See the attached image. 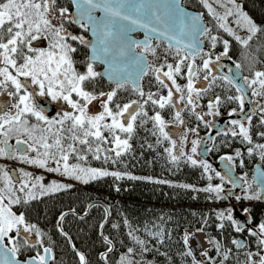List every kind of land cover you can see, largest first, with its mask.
Here are the masks:
<instances>
[{
	"label": "snow or ice",
	"instance_id": "6c2138e0",
	"mask_svg": "<svg viewBox=\"0 0 264 264\" xmlns=\"http://www.w3.org/2000/svg\"><path fill=\"white\" fill-rule=\"evenodd\" d=\"M216 2L225 7L223 14L216 12L208 0H200L209 15L217 21V28L242 46L245 50L242 55L247 56L246 50L250 47V42L264 28L258 26L236 0H227V4L223 0ZM70 3L76 6L75 14L68 7L59 4L58 0H0V95L10 98V101L0 102V157L18 160L84 184L105 177H112L117 181L125 177L137 180L140 178L119 170L91 167L89 160L99 161L102 165L123 164L122 157L132 151L131 141L138 135V130H143L155 138V146L162 148L160 154L166 155L171 164L178 168L183 160L193 167H199L202 175L209 181L206 187L200 189L192 185L179 187L215 194L216 200L226 199V196L220 195L224 191L223 185L210 183L213 179L210 173L215 171L212 165L207 160L194 158L202 141L191 140V154L185 148L190 134L199 135L201 124L205 128L212 126L206 116H220L223 103L238 102L240 112H244L246 88L251 90L253 97L258 98L254 103L259 111V124L264 127V103L261 102L264 101V70L251 69L250 76L245 77H240L238 73L235 78L227 75L220 77L227 84L235 86L236 91L241 94L225 96L223 99L215 95L202 106L200 101L216 85L214 68L220 66L222 59L232 58L229 56L230 41L219 35H212V29L200 24L199 15L189 16L179 7L178 0H70ZM170 4H174L173 11L180 14L181 32L184 27L190 26L196 39L175 49L169 44L161 59L156 51L159 45L154 47L152 40L156 36L167 35L156 23L161 20L158 14L160 6ZM228 4L233 5L235 11L227 7ZM97 10L103 14L101 17L93 15ZM229 17H235V24L246 29V36L237 34L236 29L229 25ZM117 20L126 23L117 25ZM72 24H79L85 32L91 28L94 40L72 34L67 26ZM137 29L144 30L143 41L132 38L131 33ZM116 36L123 42L119 56L127 55L129 50L140 49L133 59L136 68L134 74L126 73L123 68L118 70L114 65L115 57L109 60L112 49L108 38ZM201 37L207 38L209 42L207 51L202 47ZM73 42L90 49V54L83 61L74 58L78 46H74ZM42 44L45 46L42 47ZM218 44L223 45V51L217 54L214 50ZM149 55L160 62H149ZM197 57L200 58V64L196 63ZM97 62L107 65L104 72L96 70ZM78 64L83 67V71L77 67ZM241 67L240 63H235L237 70ZM145 76L150 77L147 91L141 84ZM105 78L114 84L108 91L99 88L100 82ZM239 79L243 80V84L236 83ZM128 85H131V92L136 99L123 101L119 93L127 91ZM37 98L63 102L64 110L50 118L37 103ZM202 107H206L207 111H198ZM236 114L235 108L227 113L229 117ZM186 117L194 118L199 123L189 128ZM33 118L35 122H32ZM244 119L247 123L231 119L232 127L224 135L227 136L230 132L233 138L239 137L241 143L249 145L246 149L249 156L259 150L260 158L264 160V143L253 142L252 115H245ZM172 128H178L179 131L174 135ZM256 135L264 139V131H259ZM13 138L15 145L10 146L9 141ZM208 138L214 140L210 133ZM147 147L153 149L154 145L147 144ZM235 157H242L240 149H236ZM220 159L231 162L234 157L222 156ZM243 164L241 158L240 166L243 167ZM215 176L222 182L225 180V176L218 171ZM260 176L264 178V172ZM151 182L168 183L163 180ZM229 182L233 187L238 186L231 179ZM253 182H256L255 177ZM0 183V264H55L56 255L51 237L37 224L30 222L24 211L17 213L13 207L25 208L31 201L67 190L72 185L57 181L46 184L43 176L23 169L19 170V175L14 179L3 166H0ZM259 187L260 191L251 193L249 185L244 196L235 197L237 203L244 200H264V179ZM115 190L120 189L117 187ZM209 199H212L211 195ZM250 211L247 207H229L215 215L217 220H226L230 226H234L236 233H246L255 238L254 250L243 239L231 240L237 251L248 249L243 253V262L237 260V264H264V221L251 227ZM236 212L244 217V223L235 217ZM105 213L106 217L110 214L107 209ZM67 215L68 213H62L59 216L57 230L71 245L78 264H91L86 255L76 249L72 237L62 227ZM104 223H107V219ZM104 223L99 225L101 230ZM127 223L125 220V224ZM206 224L205 218L203 225ZM203 225L196 229L197 233L204 232ZM112 227L118 228L119 225L113 224ZM218 227L224 229L225 224L221 222ZM136 231L129 226L127 236L131 246L118 241L120 247L124 248L123 252L101 231L106 250L100 253L99 260L103 264H109L112 259L110 254L116 253L118 258L113 264H154L146 257L149 252L158 249L149 247V242L136 235ZM147 234L163 243L160 232L148 231ZM190 241L197 247L200 246L195 233L185 232L184 255L191 257V264H228L230 261L233 249L224 248L214 238L207 239L206 243L213 246L215 256H210L209 250L205 249L199 253L204 257L203 260L196 258ZM23 251L33 254L21 260L19 257Z\"/></svg>",
	"mask_w": 264,
	"mask_h": 264
},
{
	"label": "trees",
	"instance_id": "16d2710c",
	"mask_svg": "<svg viewBox=\"0 0 264 264\" xmlns=\"http://www.w3.org/2000/svg\"><path fill=\"white\" fill-rule=\"evenodd\" d=\"M58 3L71 8L67 0H58ZM188 8L201 10L198 0H182ZM243 7L250 18L261 28H264V0H241ZM68 30L74 35H83L85 32L79 26L67 25ZM152 44L156 48L157 54L163 59L168 46L160 41L153 40ZM74 46H78L73 42ZM174 49V48H173ZM140 50V49H138ZM247 56L241 58L242 69L250 74L251 69L264 70V31L250 42V47L246 50ZM87 56L84 46H78V52L74 54L77 61H83ZM151 63L158 64L160 61L152 56H148ZM172 57H169L171 62ZM82 71V66L77 65ZM99 68V65H95ZM150 77L145 76L141 81L145 90H149ZM114 86L109 85L104 80L99 84V88L108 91ZM127 91L119 93L123 101L136 99L131 92V86H127ZM154 90V89H153ZM230 107H228L229 109ZM34 122V121H33ZM194 122L193 120L191 121ZM131 153L122 157L123 164L112 166L102 165L101 162L89 160L91 167H105L109 170H119L132 176L139 177L137 180H130L126 177L122 180H115L112 177H105L88 184L72 185L67 190L44 196L38 200L31 201L25 208L14 206L13 210L19 213L24 211L26 218L38 225L48 236L51 237L53 250L56 255L55 264H78V258L73 252L69 242L60 235L57 230V221L62 213H68L62 222V227L72 237V243L76 249L83 252L91 264H103L99 260L100 253L106 250L103 244L104 236H108L116 243L120 252L124 248L120 247L118 241H123L131 246V241L127 236L129 226L136 229V235L149 242V247H154L158 251L147 254V259L154 264H191V257L184 255L186 247L183 244L184 229L195 226L200 228L206 218L207 224L204 231L208 239L214 238L219 241L224 248H232L228 264H237V260L243 262L244 252L248 249L237 251L231 244L233 238L243 239L255 249L253 237L246 233H236L234 226H230L228 221H219L216 218V208L213 205L214 195L202 191H192L179 185H192L200 189L207 186L208 180L202 175V169L193 167L181 160L179 167L171 164L166 155H161L162 148L155 146V138L151 137L143 130H138V135L131 141ZM147 144H153L154 148L149 149ZM213 144L215 147H213ZM211 146L210 156L217 159L223 155L234 152L236 149L246 146L240 142V138H233L230 134L219 135ZM141 145H144L141 147ZM244 163L248 167H238L237 171L246 172L249 177L255 162V157H248L243 154ZM144 177L151 178L145 179ZM163 180L168 183H154L151 181ZM119 187V191L115 189ZM212 199H209V196ZM225 199H221L223 202ZM255 204L250 207L251 224L256 227L258 223L264 221V204ZM91 205V207H89ZM105 209L109 211L106 217ZM74 210V211H73ZM83 217V219H81ZM107 219V223H104ZM125 220L128 222L125 224ZM225 224L224 229L218 227L219 223ZM104 223L101 230L99 225ZM119 225L113 228L112 225ZM147 229V231H146ZM160 232L163 243L150 237L147 232ZM48 241H46L47 243ZM165 253L166 255H161ZM33 253L23 251L20 257H26ZM112 259L109 264L118 258L116 253L110 254ZM209 255L215 256V250L211 245ZM219 259V257H217Z\"/></svg>",
	"mask_w": 264,
	"mask_h": 264
},
{
	"label": "water",
	"instance_id": "95a60500",
	"mask_svg": "<svg viewBox=\"0 0 264 264\" xmlns=\"http://www.w3.org/2000/svg\"><path fill=\"white\" fill-rule=\"evenodd\" d=\"M67 1L70 3V0H67ZM178 3H179V7L181 9H183L185 12H187L189 16L199 15L200 16V24L206 26V23L203 19L201 11L195 10L192 8H188L187 6H185L182 3V0H178ZM70 5H71L70 12L75 14L77 11L76 6L71 4V3H70ZM85 7H87V6H85ZM174 8H175L174 4H170L167 6H165V5L160 6V10H159L158 14L161 16V20L159 23H156L155 21H153V22L156 23V26L159 27L161 29V31H165L167 33V35L166 36H156L153 40H160V41L164 42L167 46L169 44H171V45H173V48L175 49L176 47H183L184 44H187L190 41L195 40L196 36H195V34H193L190 26L184 27L183 32H181L182 25H181L180 14L178 12L173 11ZM93 15L95 17H101L103 14L97 10V11L93 12ZM85 22H86V18H85ZM115 23L117 25H119L121 23H126V22L117 20ZM72 25L79 26V24H72ZM113 30L115 31V29H113ZM144 35H145L144 30H140V29H137L131 33L132 38L134 40H137V41H143ZM85 38L88 40H94V37L92 36L91 28H89V31H87V35ZM201 39L203 40L202 47L205 49V42H204L203 37H201ZM108 40H109V46L112 49V55L109 57V60H112L113 57H115L114 65L118 70L123 68L126 73L134 74L136 71V68H135V65L133 64V59H134L135 55L140 52V50H137V49H135V51L129 50L127 52V55L119 56V50L121 47H123V42L119 39L118 36L110 37V38H108ZM177 41H179L180 43L177 44ZM86 50H87V55L90 54V49L86 48ZM97 65L100 66V68H99L100 72H104L106 67H107V65L100 63V62H97ZM228 66H229V69H231V71H229V73H227L225 75L235 78L236 74L238 73L239 76L242 77L240 70H237L235 68V65L232 62H230V64H228ZM104 81L106 83H108L109 85L114 86V84L110 83L107 80V78H105ZM236 83L243 84V80L239 79L236 81ZM244 96H245V110H244V112L237 111L236 116L229 117V118L244 120L245 115H250L253 113V106L251 104L247 88L244 92ZM37 103L45 109V114L47 116H52V115L56 114L58 111L64 110L63 104L51 102L47 98H37ZM210 128H211V130L209 133L213 137V135L215 133H218V132H221L222 130H224L225 125L223 123H219L217 125L212 124V126ZM209 133H207L202 138V143L200 144V146L198 148V155L196 158L207 160L210 164L216 165L218 167V170L221 173V175H224L227 182L230 185H232V188L229 189L228 191H226V193H225L226 197L229 199L231 196H236L238 194V192L240 191V189L242 187L244 180L241 179V177L237 174V172L235 171V169L233 168L231 163H229L227 160H221L220 158L217 161H214L213 158L209 155L208 151H206V149H208L210 145H209V143H205V139H207L211 142V140L208 138ZM261 172H264V169L262 168L260 163H256L252 169V179L254 177L256 178L255 185L257 186L258 191H260L259 184H260L261 180L264 179L260 176ZM230 179L232 181H234L238 186L233 187V184L229 182ZM46 181L47 180H45L44 182H46ZM259 201L264 202V200H259ZM235 217L239 220H242L241 222L244 223V217L240 214V212H236ZM28 257L29 256H27L23 259H21V258L20 259L24 260V259H27Z\"/></svg>",
	"mask_w": 264,
	"mask_h": 264
},
{
	"label": "flooded vegetation",
	"instance_id": "af4514ba",
	"mask_svg": "<svg viewBox=\"0 0 264 264\" xmlns=\"http://www.w3.org/2000/svg\"><path fill=\"white\" fill-rule=\"evenodd\" d=\"M203 39H204V42H205V51H206V49H207V41H206V39L203 37ZM229 41H230V50H229V56L232 58L231 60H229V59H227V58H224V59H222L220 62H219V64H220V66L219 67H216V68H214V74L217 76V81H216V85L212 88V89H210V91L208 92V94H207V96H205L201 101H200V103H201V105L202 106H204V105H206V103H207V101L209 100V99H212L215 95H219V96H221V98L223 99L225 96H236V95H240L241 93H238L237 91H236V88H235V86H233V85H229V84H227V82L226 81H223L222 79H220V77H222V76H225V74H227V73H229V66H228V64H230V62H232L234 65H235V63H240L241 65H242V63H241V61H240V58H239V56H234L232 53H238L239 55H240V57L241 58H244V55H242V52H244L245 50L244 49H242V46H240L236 41H234L233 39H232V37L231 38H229ZM138 50V49H137ZM215 51V53H220V52H222L223 51V45L222 44H218L217 45V48L214 50ZM196 63L197 64H200V58H198V60L196 61ZM240 70V72H241V74H242V77H245V76H250V74H247L243 69H242V67H241V69H239ZM248 95H249V98H250V101H251V104H252V106H253V113L252 114H250V115H252V125H253V129H252V132H253V142H254V144L255 143H261L264 139H261L258 135H256V133L257 132H259V131H264V127H262V126H260V124H259V111H258V108L256 107V105H255V101L258 99L257 97H253L252 95H251V90L250 89H248ZM49 101H51L50 100V98H47ZM6 101H10V98H8L6 95H0V102H6ZM52 102V101H51ZM262 103H264V101H261ZM56 103H61V104H63V102H56ZM228 107H230L229 109H228ZM237 109V111H240L239 110V105H238V102H235V101H233V102H225V103H223L222 104V106H221V115L220 116H218V117H213V116H211V115H209V116H206V120H208V121H210L211 122V124H214V125H217V124H219V123H223L224 125H225V129L224 130H222L221 132H218V133H215L214 135H213V138H214V140H211V142L209 141V140H207V139H205V143H209V148L208 149H211V146H212V144H213V142L216 140V138L219 136V135H221V134H224V132H226V131H228L230 128H231V124H230V120H231V118H229V116L227 115V113H228V111H230L231 109ZM198 111H207V108L206 107H202V109H198ZM62 111H58L56 114H54V115H52V116H49L50 118H52V117H56L57 116V114L58 113H61ZM255 113V114H254ZM186 120H187V126L189 127V128H192V127H195L196 125H197V123H199V122H197L194 118H188V117H186ZM194 121L193 123L191 122V121ZM241 120V119H240ZM33 121L35 122V120H34V118H33ZM32 121V122H33ZM242 122H244V123H247V121L244 119V120H241ZM210 130H211V128L209 127V128H205L204 127V125L203 124H201L200 125V128H199V135L197 136V135H193V134H190L189 135V142H188V144L189 145H191L190 144V140L192 139H199V140H201L202 141V138L207 134V133H209L210 132ZM229 134H230V132H229ZM9 145L10 146H12V145H15V138H13V139H11L10 141H9ZM246 148L245 149H247V147H249V145H246L245 146ZM199 148V147H198ZM244 149V150H245ZM186 151V150H185ZM187 152V151H186ZM208 153H209V155H210V152L208 151ZM233 153V152H232ZM245 153H247V151L245 150ZM230 154V153H229ZM197 155L198 154H196V155H194V158H196L197 157ZM227 155V154H226ZM255 157V162H254V165L256 164V163H260L261 164V166H262V168L264 169V160H261V158L257 155V154H254V155H251V156H249L248 155V157ZM4 158V160L3 161H6V160H9V161H16V162H18V160H12V159H8V158H6V157H3ZM220 158V157H219ZM219 158H217L216 160L215 159H213L214 161H217ZM242 159H243V156L241 157ZM243 161H244V159H243ZM230 163V162H229ZM232 164V163H231ZM233 165V164H232ZM244 165V164H243ZM254 165H253V167H254ZM10 168L12 167L13 168V166H9ZM212 167H214V168H216V166L215 165H212ZM238 167H241L240 166V163L238 164ZM238 167H236L235 168V166L233 165V168L235 169V171L236 172H238L237 171V168ZM253 167H252V169H253ZM13 170H15V169H13ZM11 171V174H15V171ZM242 173H245L246 174V172H242ZM251 177H252V170H251ZM15 177V176H14ZM242 177V176H241ZM244 180V179H243ZM254 185H255V183H254ZM256 186V185H255ZM257 187V186H256ZM258 189V188H257ZM259 203V202H258ZM261 204H264V202H262Z\"/></svg>",
	"mask_w": 264,
	"mask_h": 264
},
{
	"label": "rangeland",
	"instance_id": "374dc122",
	"mask_svg": "<svg viewBox=\"0 0 264 264\" xmlns=\"http://www.w3.org/2000/svg\"><path fill=\"white\" fill-rule=\"evenodd\" d=\"M198 1L200 2V0H198ZM223 2H224L225 4H227V0H223ZM208 3H210V4L212 5V7L216 10V12H218V13H220V14H223V13L225 12V7L221 6L220 3H217L216 0H208ZM236 3L239 4V5H241L243 11H244L245 13H247L246 10H245V8L243 7V5H242V3H241V0H236ZM200 6H201V8H202L200 11H201V14H202V16H203V19H204V21H205V23H206V26H207L208 28L212 29V33H211V34H212V35H219L222 39H227V40H229V38H231V37L228 36L227 33L223 32L222 29H218V28H217V21H216L211 15H209L207 9L203 6V4L200 3ZM227 7H229V8H233V11H235V8H234L233 5L228 4ZM247 14H248V13H247ZM248 16H249V14H248ZM249 17H250V16H249ZM234 21H235V17H229V25H230L231 27H233L234 29H236L237 34L241 35L242 37H243V36H246V35H247L246 29L237 26V25L235 24ZM205 39H206V41H207V49H206V51H207L208 48H209V42H208L207 38H205ZM41 46L43 47V46H45V45L42 44ZM198 58H199V57L196 58V61L198 60ZM213 59H214V56H213ZM96 70L99 71V68H96ZM82 71H83V68H82ZM231 127H232V126H231ZM178 131H179L178 128H172V133H173L174 135H175ZM191 140H192V139H191ZM191 140H190V144H191ZM261 143H264V140H263ZM245 148H246V147H244V145H243V147L239 148L240 151H241V153H242V156H243V154H244V152H245V150H246ZM190 149H191V145L187 144L185 150H186L189 154H191V153H190ZM244 149H245V150H244ZM235 151H236V150H235ZM235 151H234L233 153H230V154H227V155H223V156H233L234 159H233V161H231L230 163H232V164L235 166V168H236V167H238V164L240 163V159H241V157H235ZM254 154H257V155L260 157V155H259V150H256V151L253 153V155H254ZM31 155H34V153H32ZM247 156H248V154H247ZM3 160H4V158H3V157H0V166H3V167H4L6 170H8L9 173L11 174V171H12L14 168H12V167L10 168L9 166H11V165L5 163ZM18 162H19V161H18ZM228 162H229V161H228ZM19 163H21V162H19ZM21 165H22V167L15 168L16 171H15V174H14V175L11 174V175H13V178H14V179L16 178V176L19 175V170H20V169H23L24 171L32 172V173H34L35 175L43 176L42 174H40V172L38 173V171H37V170L41 171V170H43V169L35 168V167L31 166V165H27V164H23V163H22ZM215 166H216V165H215ZM244 166H245V167H248V165H246L245 163H244ZM212 168H213L215 171H213L212 173H210V174L213 176V179H212V181H211L210 183H212L213 185L222 184V185H223V189H224V191H223L220 195H221L222 197H225V191L228 190V189H230V188H232V186H231L226 180H224L223 182L220 181V179H219L218 177L215 176V172L218 171V170L216 169L217 167H216V168L212 167ZM237 173H238L240 176H242V177L244 178V182H243V184H242V187H241V189H240V191L238 192L237 195H239V196H244V195H245V190H247V189L249 188V185H251V189H250L251 193L258 192V189H257V187L254 185V182H253V179H252L251 175L248 177L247 174H245V173H242V172H240V173L237 172ZM52 174H53L54 177H51L52 179L47 180V181L45 182L46 184H47V183H50L51 181H57V182H59V183H64V184H67V183H69L70 181H74V182H76V183L84 184V183H81V182L76 181V180H74V179H69V178H67V177H62V176H60V175L57 174V173H52ZM14 176H15V177H14ZM43 177H44V181H45L46 176H43ZM144 178H147V177H144ZM65 180H66L67 183L65 182ZM208 184H209V181H208L207 185H208ZM0 187H2V183H0ZM237 195H236V196H237ZM236 196H235V197H236ZM235 197H233L231 201L237 203ZM214 201H216V203L214 204V205H215V208H216V212H218V211H220V210L227 209V208H229V207H234V206H231V205H230L231 202H230L229 205H228V200H227V202H220L221 199H220V200H216V198H215V194H214ZM254 201H255V200H251V201L244 200V202H254ZM240 203L243 204V201L240 202ZM237 208H238V209H242L243 207H241V205H239ZM27 256H28V255H27ZM29 256H30V255H29ZM19 258L23 259L24 257H19Z\"/></svg>",
	"mask_w": 264,
	"mask_h": 264
},
{
	"label": "built area",
	"instance_id": "2783aa9c",
	"mask_svg": "<svg viewBox=\"0 0 264 264\" xmlns=\"http://www.w3.org/2000/svg\"><path fill=\"white\" fill-rule=\"evenodd\" d=\"M45 174H46V175H49V176H52V174H49V173H45ZM228 205H229V204H228ZM230 205H231V206H234V207H238L239 205H247V206H249L250 203H243V204H241V203L231 202ZM185 232H188V233H195L196 238H197V239L199 240V242H200V246L197 247L196 244H195L194 242H192V241H190V244L192 245L193 251H194L195 254H196V258H197L198 260H203L204 257L200 256L199 253H200L201 251H204L205 249H208L209 246H210V244L206 243L207 238H206L205 233H204V232H203V233H197L196 230H195L194 228H188V229H185V230H184V234H185ZM183 237H184V236H183Z\"/></svg>",
	"mask_w": 264,
	"mask_h": 264
}]
</instances>
